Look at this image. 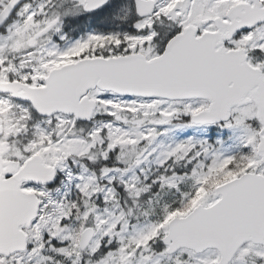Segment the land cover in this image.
<instances>
[{"label": "snow or ice", "instance_id": "snow-or-ice-1", "mask_svg": "<svg viewBox=\"0 0 264 264\" xmlns=\"http://www.w3.org/2000/svg\"><path fill=\"white\" fill-rule=\"evenodd\" d=\"M0 264H264V0H0Z\"/></svg>", "mask_w": 264, "mask_h": 264}]
</instances>
